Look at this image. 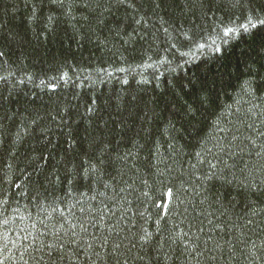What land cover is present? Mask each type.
<instances>
[{
  "label": "trees",
  "instance_id": "obj_1",
  "mask_svg": "<svg viewBox=\"0 0 264 264\" xmlns=\"http://www.w3.org/2000/svg\"><path fill=\"white\" fill-rule=\"evenodd\" d=\"M133 3L147 26L135 24L126 7L104 11L108 5L86 7L81 0L69 12L51 0H0V201H7L0 202V224L7 223L0 233L8 243L0 252L3 264H22L13 242L19 244L34 222L42 227L39 221L54 207L65 211L61 201L73 187V197L95 194L74 171L85 154L102 148L112 161L108 174L117 180L123 161L116 156L138 153L136 165L124 169L130 187L122 195L132 201V210L121 224L155 233L156 244L147 253H130L127 264H158L154 249L169 236L175 219L165 215L164 186H180L202 141L213 136L218 117L242 118L252 105L264 109V34L223 35L233 22L244 23L249 11L264 14V0H162L160 8L153 0ZM246 81L252 82L251 96L242 90ZM200 96L210 102L189 120L183 110ZM70 133L73 151L66 143ZM157 150L165 160L158 165L163 175L156 169ZM145 180L153 186V200L141 195ZM206 188L212 199L219 197L237 212L252 202L264 212V191L221 180ZM189 191V198L198 199ZM169 244L165 239L159 264H187L179 245ZM241 247L234 259L217 254L212 264H264ZM164 253L173 259L165 262Z\"/></svg>",
  "mask_w": 264,
  "mask_h": 264
},
{
  "label": "snow or ice",
  "instance_id": "obj_2",
  "mask_svg": "<svg viewBox=\"0 0 264 264\" xmlns=\"http://www.w3.org/2000/svg\"><path fill=\"white\" fill-rule=\"evenodd\" d=\"M80 2L81 0H51V3L61 8L67 6L69 12L79 6ZM245 2L247 3V0ZM83 3L86 7L95 4L96 8L108 5L104 11H109L111 6L126 7L132 10L128 16H131L135 24L144 22L147 26V20L139 12L138 3H133V0H83ZM153 3L155 8H160L162 0H153ZM241 30L250 36L264 34V14H253L249 11L244 23L236 25L233 22V26L225 27L223 35L229 37V34H239ZM2 56L4 53L0 52V57ZM177 87L183 89L184 86L178 84ZM242 90L251 96L254 92L252 82L246 81ZM209 102L206 96L194 98L184 108L185 116L194 120L200 108ZM256 109V105L243 109L242 118L218 117L213 126V136L210 140L202 141L200 151L195 154V162L184 169L187 176L180 186H164L160 199L167 201L165 215L175 219L171 221L169 236L162 237L154 249L158 264L165 239L170 241L169 247L179 245L187 264H212L217 259V254L228 255L234 259L237 245L243 246L240 251L247 250L257 261L264 259V255H257L258 251L264 253V236H261L264 233V212L256 210L255 202L250 203L243 213L237 212L235 206L224 204L219 197L212 199L206 188L209 181L221 180L228 184L237 182L242 188L251 191H264V109ZM241 110L238 108L236 112ZM66 143L69 151H73L75 138L71 133ZM106 155L108 153L103 148L95 154H85L86 158L80 161L74 171L77 181L81 177L89 181L88 191L95 193L94 195L88 196L87 199L83 194L73 197L72 192L76 191L73 187L68 197L61 201L65 211L54 207L51 213L39 221L42 227L38 228L34 222L32 230L21 237L19 244L13 242L22 264H102L110 258L115 264H121L123 258V264H127L132 258L129 254L133 251L147 253L149 249H153L156 244L155 233L147 229H141L137 233L121 224L122 220L129 218L128 213L132 210V201L122 195L130 187L124 179V169L129 163L136 165L138 153L129 150L123 156H116V160L123 161L117 169L119 180L108 174L107 170L112 161L105 159ZM153 155L157 159V172L163 175L158 165L165 160L160 157L158 150ZM166 170L171 172V166ZM238 171L243 173L242 177L237 176ZM102 176L107 177L106 182L101 179ZM93 184L96 187H93ZM144 184L145 189L141 195L147 200H153V186L146 180ZM101 187L103 192L99 191ZM189 189L198 199L189 198ZM68 199L74 202L69 204ZM0 202L7 203L6 200ZM154 206L160 208L161 204L156 203ZM40 211L44 212L42 206ZM255 216H261L262 219L256 221L253 219ZM157 225L159 231V219ZM0 227L7 229V223L0 224ZM0 243L3 245L0 252L7 251V237L2 233ZM164 257L165 262L173 259L167 253H164ZM144 258V255L138 254V259ZM0 264L3 262L0 261Z\"/></svg>",
  "mask_w": 264,
  "mask_h": 264
}]
</instances>
